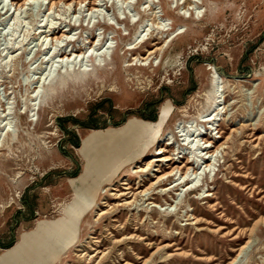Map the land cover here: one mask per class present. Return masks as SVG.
I'll list each match as a JSON object with an SVG mask.
<instances>
[{
    "label": "rangeland",
    "instance_id": "rangeland-1",
    "mask_svg": "<svg viewBox=\"0 0 264 264\" xmlns=\"http://www.w3.org/2000/svg\"><path fill=\"white\" fill-rule=\"evenodd\" d=\"M49 1L57 4L51 8ZM93 1L46 0L18 9L12 0H0V255L22 234L31 244L46 223L62 224L76 195L84 199L88 189L99 188L74 226L71 247L62 245L63 238L59 247L52 245L53 238L0 264L229 263L264 217V0H103L92 14ZM67 27L74 29L69 49L93 36L103 41V50L112 47L108 65L93 78L70 81L79 69L90 71L99 55L89 52L68 64L53 59L65 42L55 48L46 35ZM156 38L164 54L150 66L138 61L131 67L138 54L127 50L131 42L146 40L139 50L145 54ZM64 76L70 80L62 87H50ZM168 103L173 114L165 118ZM131 117L149 125V143L132 151L119 146L131 165L113 181L100 183L94 173L71 185L84 166L81 140ZM207 140L211 151L219 148L211 165L201 159L210 155L209 148H200ZM167 142L175 160L186 155L199 161L190 185L198 191L181 187L178 173L156 190L170 194L163 190L156 200L126 205L133 199L119 197L122 183L128 179L135 188L134 172ZM237 175L250 188L235 186ZM209 192L213 197L204 199ZM193 211L211 224L193 225L187 220ZM263 224L237 264H264ZM218 226L226 228L219 234ZM234 228L239 240L222 237ZM167 243L179 251L175 246L156 252Z\"/></svg>",
    "mask_w": 264,
    "mask_h": 264
},
{
    "label": "bare ground",
    "instance_id": "bare-ground-1",
    "mask_svg": "<svg viewBox=\"0 0 264 264\" xmlns=\"http://www.w3.org/2000/svg\"><path fill=\"white\" fill-rule=\"evenodd\" d=\"M102 1L103 0H94L93 2H91L90 4L91 7L88 8L90 13L93 14L95 12H98V7L102 6L101 5ZM186 1L188 2V0ZM12 2L13 4L16 5L18 9H24L26 7L32 8L34 5H37L38 3L40 4L43 3L44 5V2H46V0H22V2H19V0H12ZM125 2L127 3L128 1H125ZM73 3L74 2L71 1L69 3H66V5L71 6ZM84 3L85 2H75L76 6H80V7H81V4L83 5ZM49 4H50V7L53 8L57 4V2L49 1ZM87 6H89V4H87ZM73 30L74 29L67 27V28L59 29L58 31L54 30L50 32V34H48L49 32L48 33L46 32L47 33L46 38L48 39L50 37L49 39L53 47L58 48V45H61L65 42L64 44L65 49H62V50L60 49L59 51H55L56 53L54 52L55 57L53 59L56 58L57 62H60V63L66 62V64H68L70 60H72V63H74L79 58H81V61L84 60V58L87 56L89 52H91L90 53L91 56L93 54H96V56L99 55L100 59L98 60L97 63H95L92 66L90 71L86 69L81 71L79 69L77 72L76 78L70 80L67 76H64L63 78H60V80L61 79L63 80L61 81L59 80L60 82L58 83L53 84L51 82V85H50L51 88H55L56 86L62 87L64 84L63 81L66 79L68 81L69 80L77 81L78 79H83L84 77L93 78L95 76L94 71H98L100 69L104 70L106 66L108 65V60L112 52V47L109 46L105 50H103L105 47V45H103V41L102 40H98V42L94 41V36L92 37L93 38L92 41H90L92 38L91 39L87 38L88 40L83 42L82 45H78V46L73 45L69 49L70 43L72 41L71 35H72ZM151 37L153 36L151 35L150 38ZM150 38H147L146 40ZM143 40L139 41L138 43H136V41L133 40L134 42H131V44L127 48V50L131 52L138 51V54L135 56H132L131 58L132 63H129L131 64V67L133 66L137 67L138 65L136 63H134L135 65H133V62L138 63V61L144 62V64L143 65L140 64L139 67L145 66V64L148 61H150L149 62V66H150L154 58L157 59L159 56L163 55L165 52L164 46H161V43H160L162 39L156 38L152 40V43L150 45L151 48L143 50L145 54L140 53L139 50L141 49L143 44L146 43V40L145 41ZM172 108H173V104L171 103H168L167 105H165V109H163L161 112L162 117L166 118V117L171 116L173 114V112H171ZM148 126L149 125L144 120L138 119L136 117H131L122 126H119L116 128L111 127L104 131H91L85 138L81 140V146H80L79 152L82 154L84 158V166H83L82 172L79 175V177L71 180V185H73L74 183L80 180H86L87 177L94 175V173H96V176L99 179L100 183L110 182V181H113L115 178H117V176L127 166L131 165V163L129 164V162L132 159L130 155H128L126 159H122L121 152H118L119 146L122 145L124 150L131 149L130 151H132L133 149L138 150L142 146V143H145V142L149 143V137H144L145 132L148 130ZM40 128H43V127L40 126ZM158 139H156L155 145L159 144ZM169 145L170 144L167 142L165 143L163 147L158 146L156 148L157 151L153 154V156L151 155L152 157L149 156L150 158L147 159V162L144 164L145 167L141 168L140 166L139 169L134 172L135 174H138L137 176L138 181H137L135 188L132 187L131 182L128 179L122 183V185L125 186L123 188V190L125 191L120 192L121 194L119 197H129L133 199L131 202L126 203V205L132 206L133 204H136L137 202H140V201H144L146 203V202H150L151 200H156L155 197L160 196L163 190L166 191L165 194L166 193L170 194L171 192L167 190L166 188L161 190L160 192L156 190L158 189V187L161 186V183H163L164 181H171L178 173L180 174L179 180L182 179L183 180L182 184L184 185L181 186V184L177 182L178 183V184L176 183L177 185L174 184L176 185L175 191H179V188H178L179 186L183 188L187 187V190L189 189L190 193L198 191V189H196L195 186L193 187L190 185H192L193 181L195 180V179H191V175L193 176V174L194 175L198 174L197 173L198 169L196 166H198L199 161L197 162L194 159L191 160L189 156H186V155H185V161L180 162V161L175 160V158L173 157L174 154L172 153L170 154L171 151L168 149ZM204 145H205L204 147H200V148H203V150H207L209 148L205 156L208 154L210 155L203 157L201 159L207 160L206 162H209L210 164V160L214 156L215 152L219 150V148H217L216 151H211V148H214V147L212 143L210 142V140L204 141ZM149 152L150 151H148L147 154ZM139 163H140V160L137 164ZM210 165H207V166H210ZM166 169H169V171H166ZM234 178L235 180H233V182L236 183L235 186L239 187L240 190H247L248 188H250V186L248 185H242V183H238V181L241 182V180H244L243 178L245 177L237 175ZM152 179H156V181L153 182ZM170 187L172 188V186ZM254 188L255 190L258 189L255 186ZM98 189L94 191L91 189H88L85 192L86 197L84 199H82L81 195H76L73 203L71 204V208L65 212L64 217H61L59 219V222H61L62 224H58V222L55 224L46 223L45 228L41 229L42 234L37 235V237L35 238V241H33L31 244H28L25 242L24 236L22 234L19 240L15 243V245L3 251V253L0 255V262L4 260L10 261L12 259H18L20 256L25 255V254L30 255L32 252L33 246H35L37 242L45 243L46 241L49 242L53 238H56V241H55V244H52V245H56L57 247H59L60 242H61L60 238H63L62 245H64L66 242L67 247H71L74 244L75 237H76V231L74 230V226L77 224L78 218L83 214V212L88 211V209L90 208L91 203L93 202V199L95 198ZM213 195L214 194H210L209 192L204 199L213 197ZM152 203L154 202L152 201ZM214 211L216 212L217 209H214ZM191 217L192 219H187V220L191 221L192 224L195 225L196 227H201L202 224L203 225L211 224L206 220H202V219L200 220L198 217H196L194 211L192 212ZM263 223H264V217L258 219L253 224V227L248 230V235H247L248 241L239 248L237 255L227 264H237L238 259L243 254V252L246 250V248L249 246L250 244L249 241L253 237L254 231ZM39 225H40V222L37 224L36 227L39 228ZM225 228H226L225 226H218L217 229H215V232L220 234L223 232ZM238 229L239 228H234L232 231H229L228 233L223 234L222 237L232 236V240H239L240 235H241L240 232L235 234V232ZM199 230L204 231L206 229L200 228ZM118 234L119 232L115 233L116 236ZM242 234H244V232ZM135 237H137V235H131L129 239H132ZM123 240H125V238ZM140 240H144V238H141ZM147 240L151 241L152 238L148 237ZM153 240L157 241L156 239H153ZM163 240L164 239L162 238L161 241ZM122 241L119 240L117 242L121 243ZM175 246L176 245L174 244L167 243L163 247L157 248L156 252L163 250V249L170 250L171 248ZM99 249L100 248L96 249L98 250V253L100 254L103 253ZM174 251H179L177 246L174 249ZM154 254L155 252L152 254L151 257H153ZM180 254L181 253H177V255L179 256ZM140 259L142 258L141 257L137 258L136 262H138ZM147 262L148 261L146 260L144 264H147ZM125 264H131V263L126 262Z\"/></svg>",
    "mask_w": 264,
    "mask_h": 264
},
{
    "label": "trees",
    "instance_id": "trees-1",
    "mask_svg": "<svg viewBox=\"0 0 264 264\" xmlns=\"http://www.w3.org/2000/svg\"><path fill=\"white\" fill-rule=\"evenodd\" d=\"M75 145L77 146L78 144H77V143H75Z\"/></svg>",
    "mask_w": 264,
    "mask_h": 264
}]
</instances>
